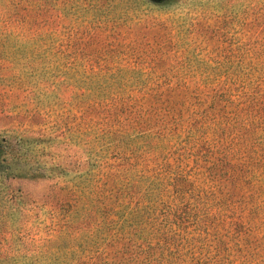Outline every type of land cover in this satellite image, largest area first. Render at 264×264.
I'll return each instance as SVG.
<instances>
[{
  "label": "rangeland",
  "instance_id": "1",
  "mask_svg": "<svg viewBox=\"0 0 264 264\" xmlns=\"http://www.w3.org/2000/svg\"><path fill=\"white\" fill-rule=\"evenodd\" d=\"M105 66L199 86L202 97L219 80L239 92L264 85V0H0V264H76L82 235L89 249L91 230L51 192L98 171L76 136L89 92L77 80ZM190 141L187 152L203 143ZM179 157L169 162L192 183L189 208L164 252L180 264H264L260 182L211 181L212 158Z\"/></svg>",
  "mask_w": 264,
  "mask_h": 264
},
{
  "label": "trees",
  "instance_id": "2",
  "mask_svg": "<svg viewBox=\"0 0 264 264\" xmlns=\"http://www.w3.org/2000/svg\"><path fill=\"white\" fill-rule=\"evenodd\" d=\"M85 79L77 80L80 89L89 90L80 98L93 102H78L76 136L94 152L98 171L51 192L73 217H82L78 228L91 230L88 250L83 235L79 239L76 264H180L175 251L164 252L174 247L170 233L187 213L185 193L192 185L177 172L179 164H170L176 154L212 158L211 181L252 187L260 182L256 189L264 192V85L248 84L250 90L242 86L239 92L219 80L202 97L199 86L173 87L169 80L161 83L136 71L114 73L108 66ZM134 90L141 94L124 95ZM95 117L102 119L98 128L91 126ZM108 121L117 128L105 129ZM189 140L203 143L187 152L183 143ZM152 152L157 155L151 159Z\"/></svg>",
  "mask_w": 264,
  "mask_h": 264
}]
</instances>
